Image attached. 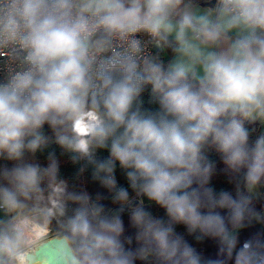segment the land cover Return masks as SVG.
<instances>
[{
    "label": "clouds",
    "instance_id": "obj_1",
    "mask_svg": "<svg viewBox=\"0 0 264 264\" xmlns=\"http://www.w3.org/2000/svg\"><path fill=\"white\" fill-rule=\"evenodd\" d=\"M178 0H11L0 15V32L19 42L26 52L25 68L0 83V152L20 160L25 148L35 152L45 141L40 131L47 123L55 128L69 124L73 136L57 142L90 158L88 145L109 150V157L95 163L94 178L114 188L116 162L126 170L129 186L166 210L171 222L184 224L199 238L212 237L220 251L235 264H264V246L246 242L237 250L229 224L241 223L252 212L249 198L228 193L217 198L206 185L212 165L202 150L217 146L224 163L244 170L248 185L264 178V136L249 141L241 117H264V0H231L233 26L244 25L248 34L228 52L209 53L199 87L189 80L183 65L164 71L151 64L141 76L136 62L117 54L98 62L108 49L106 36L146 30L158 35L169 27V11ZM181 28L194 27L184 15ZM208 40L219 33L201 29ZM119 73V75H117ZM150 83L158 96L159 110H141L136 104L142 85ZM90 118L80 139L78 124ZM101 173L104 175L101 176ZM0 208L17 212L24 200L39 191L40 169L32 164L3 173ZM23 198V199H21ZM80 204L63 224L71 264H202L197 254L171 222L153 217L143 208L131 213L134 237L124 236L117 212L89 206L86 194L73 197ZM115 199L130 200L120 188ZM228 209L222 216L216 208ZM123 209L121 208L120 211ZM45 224L34 225L43 232ZM31 221L15 218L0 227V264H31L25 248ZM135 239L136 247L130 248Z\"/></svg>",
    "mask_w": 264,
    "mask_h": 264
},
{
    "label": "trees",
    "instance_id": "obj_2",
    "mask_svg": "<svg viewBox=\"0 0 264 264\" xmlns=\"http://www.w3.org/2000/svg\"><path fill=\"white\" fill-rule=\"evenodd\" d=\"M193 3H200L202 0H191ZM98 39H101L100 37ZM97 39V40H98ZM165 70L163 63L158 64ZM119 75V73H117ZM146 72L142 76H146ZM189 80L195 87H199V82L193 80L189 75ZM136 104L141 110H159L158 96L153 92L150 83H144L142 90L137 98ZM244 127L249 132V141H255L260 137V127L256 122L250 119L240 118ZM90 118L86 115L83 122L78 124L77 132L80 139L90 140V137L84 135L87 130ZM45 137L42 146L35 152L25 148L23 157L20 160L10 159L7 153L0 152V184L7 185V181L3 179V173L6 170H11L17 166L25 164H32L38 166L40 169V184L39 191L31 194L30 198L24 200V204L30 207H45L50 214L53 235H64L63 224L67 218L74 214V211L80 207V204L73 199L75 196L86 194L89 197V206H103L104 212L108 215H114L119 212V215L124 224V236L134 237L136 229L131 222V213L136 208H143L149 212L153 217L162 219L165 222H171L167 216L166 210L150 201L143 194H138L129 186L126 170L122 169L119 162H116L113 172L116 185L114 188L106 187L101 183V180L94 178L95 163L105 160L109 157V150L107 147H97L95 142L88 145L90 158L76 152L68 147L61 146L57 142L60 135L73 136L69 124L58 125L53 128L49 124H45L40 130ZM202 156L206 163L212 165L211 176L208 184L209 188L217 198L220 193L226 192L233 199H238L239 195L249 198L252 212L261 214L264 210V190L262 189V197L254 198L247 191L246 178L244 170H233L224 163L222 154L217 146L209 142L202 150ZM104 174L101 173V176ZM264 178L259 183H262ZM120 188L127 189L130 200L127 204L122 205L115 199L116 192ZM239 194V195H238ZM139 199V201H134ZM23 199V198H21ZM133 203V204H131ZM121 208L123 209L122 211ZM222 216L227 218L228 209L216 208ZM250 213L245 215L241 223L232 225L229 224L230 230L234 233L237 245L242 240L259 242L264 246V236L260 234L253 226V217ZM175 232L182 236L183 239L195 249L197 254L201 257L202 264H235V252L231 258L225 256L220 251V244L212 237H200L199 232H189L188 228L182 223L171 222ZM29 242H38L37 238H27ZM126 247L135 248L136 242L133 239L132 244ZM134 264H153L151 259L139 260L137 259Z\"/></svg>",
    "mask_w": 264,
    "mask_h": 264
},
{
    "label": "crops",
    "instance_id": "obj_3",
    "mask_svg": "<svg viewBox=\"0 0 264 264\" xmlns=\"http://www.w3.org/2000/svg\"><path fill=\"white\" fill-rule=\"evenodd\" d=\"M203 1L206 0L201 2ZM200 3H193L191 0H178L175 6L170 9L167 20L169 27L162 29L163 40L156 46L150 65L161 62L166 71L171 66L183 65L188 69L193 80L199 82V78L203 76V64L209 53L228 52L236 40L248 34V29L244 25L233 26L232 16L224 10L217 15L218 20L215 24L214 7L204 6ZM184 15H189L192 18L194 27L181 28L180 22ZM203 28L218 31V37L215 40L206 39L201 31ZM197 32H200L199 38L195 37ZM250 120L259 125L260 137L264 136V117L254 116ZM37 209L39 208L26 205L17 212H8L0 208V227H5L15 218L27 217L33 221V218H36L33 214ZM33 231L34 227L30 224L25 241L26 250L34 244L27 240V238L36 237L37 234H34ZM36 238L44 239V237Z\"/></svg>",
    "mask_w": 264,
    "mask_h": 264
},
{
    "label": "built area",
    "instance_id": "obj_4",
    "mask_svg": "<svg viewBox=\"0 0 264 264\" xmlns=\"http://www.w3.org/2000/svg\"><path fill=\"white\" fill-rule=\"evenodd\" d=\"M10 3L11 0H0V10L6 9ZM214 9L216 15L223 10L229 15H233L231 0H215ZM2 14L3 13L0 12V15ZM99 37L107 40L108 49L98 54V62L117 54H124L130 56L136 62L138 66L137 71L142 76L147 72L146 69L150 65L151 57L153 56L156 46L163 40V31L161 30L158 35H154L142 29L128 35L106 36L101 30V32H98L93 37V40H97ZM195 37L199 38L200 32H197ZM25 56L26 52L21 46L18 38L12 39L0 32V83L7 82L15 73L25 68ZM260 184L264 190V181ZM1 209L5 210L4 208ZM262 231L264 236V230ZM246 242L249 241L242 240L236 246L237 250Z\"/></svg>",
    "mask_w": 264,
    "mask_h": 264
},
{
    "label": "water",
    "instance_id": "obj_5",
    "mask_svg": "<svg viewBox=\"0 0 264 264\" xmlns=\"http://www.w3.org/2000/svg\"><path fill=\"white\" fill-rule=\"evenodd\" d=\"M200 4L214 7L215 0H206ZM63 237L52 235L34 243L27 250L31 264H71V253Z\"/></svg>",
    "mask_w": 264,
    "mask_h": 264
},
{
    "label": "rangeland",
    "instance_id": "obj_6",
    "mask_svg": "<svg viewBox=\"0 0 264 264\" xmlns=\"http://www.w3.org/2000/svg\"><path fill=\"white\" fill-rule=\"evenodd\" d=\"M223 11H221L222 13ZM215 15V19H214V22L215 24L217 23V20H218V14L216 15V13H214ZM262 187H261V184L258 183L256 185H247L246 186V191L254 198H261L262 197ZM139 201V199H136L134 198V201ZM131 203V204H133ZM39 209H37L35 212H34V216L36 218H33V221H31V225L34 226L36 224H39V225H44L45 224V215H47V223H46V228L43 232H40V231H33L34 234H37L36 237L40 238V237H50L52 236V224H51V219H50V214L49 212L47 211V209L45 207H38ZM253 226L254 228L260 233L262 234L263 236V231L264 230V211L261 212V214H259L258 216H254L253 217ZM35 237V238H36Z\"/></svg>",
    "mask_w": 264,
    "mask_h": 264
},
{
    "label": "bare ground",
    "instance_id": "obj_7",
    "mask_svg": "<svg viewBox=\"0 0 264 264\" xmlns=\"http://www.w3.org/2000/svg\"><path fill=\"white\" fill-rule=\"evenodd\" d=\"M27 251V250H26Z\"/></svg>",
    "mask_w": 264,
    "mask_h": 264
}]
</instances>
